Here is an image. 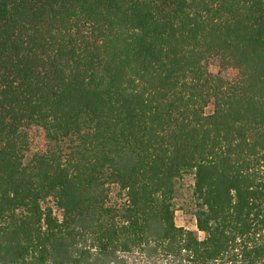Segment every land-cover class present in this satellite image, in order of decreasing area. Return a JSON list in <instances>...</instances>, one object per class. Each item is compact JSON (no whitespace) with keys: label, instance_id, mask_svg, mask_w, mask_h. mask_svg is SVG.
<instances>
[{"label":"trees","instance_id":"16d2710c","mask_svg":"<svg viewBox=\"0 0 264 264\" xmlns=\"http://www.w3.org/2000/svg\"><path fill=\"white\" fill-rule=\"evenodd\" d=\"M134 252L264 264V0H0V264Z\"/></svg>","mask_w":264,"mask_h":264},{"label":"rangeland","instance_id":"374dc122","mask_svg":"<svg viewBox=\"0 0 264 264\" xmlns=\"http://www.w3.org/2000/svg\"><path fill=\"white\" fill-rule=\"evenodd\" d=\"M213 71L216 70L215 67L212 68ZM213 107L209 105L206 112H212ZM32 148L35 151H41L46 148V140L44 138V134L40 131H35L32 136ZM194 180L192 176H188L184 182L181 184L180 188V196L177 200V211L175 214V222L176 225L185 229L195 230V218L193 217L190 209L192 208L191 199H192V186ZM112 202H119L118 197V189L113 188L112 193ZM184 207V209L182 208ZM201 238L204 237L202 233H200ZM125 264H171L165 257L163 256H155L152 258H148L139 252H134L132 254H128L125 256ZM227 264H237V263H227Z\"/></svg>","mask_w":264,"mask_h":264}]
</instances>
